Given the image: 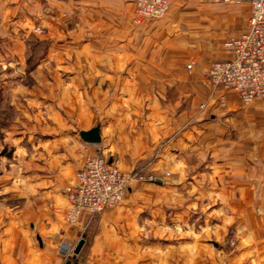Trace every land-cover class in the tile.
<instances>
[{"label": "crops", "instance_id": "obj_1", "mask_svg": "<svg viewBox=\"0 0 264 264\" xmlns=\"http://www.w3.org/2000/svg\"><path fill=\"white\" fill-rule=\"evenodd\" d=\"M32 1L38 2V11L43 12L45 5L40 2L45 0H0V22L3 23L10 13L27 24L31 18L25 13ZM46 1L52 2L53 13L58 12L56 17H52L55 21L52 24L61 25L60 12L67 8L70 31H73L67 39L72 43L83 41L90 46L84 55L94 58L95 72L102 74L95 88L125 89L131 86V81L132 88L158 90L148 96V103L154 105L170 102L164 93H160L161 89H170L174 84L170 73L183 74L178 76L175 86L189 87L191 83L199 82L214 60L226 58L225 42L245 31L250 15L248 3L235 5L208 0H176L167 17L131 29L125 16L134 7V0ZM62 37L54 38V42L62 41ZM74 53L76 58L82 56L81 51ZM11 55V58H16L15 54ZM76 68L74 66L75 71ZM107 81H112L108 87ZM70 83L75 88H87L89 84L88 80ZM204 95L203 105L214 103L216 107L220 103L229 106L231 111L220 116L204 109L203 114L191 124L183 123L188 118L181 114L179 121L182 123L174 127L171 113L155 111L150 114V121L156 122L152 126L158 132H155L151 150H159L169 168H178L184 160L182 154L197 151L198 144L205 140L222 134L225 136L219 128L222 118L229 122L225 124L237 135L244 131V163L248 171H245L243 184L262 186L260 227L253 224L258 221L259 214L252 211V205L245 208L246 220L251 228L255 227L251 233L257 241L245 247L244 264H264V99L241 109L238 108L242 104L238 95L221 86L213 93L207 89ZM107 102L113 100L108 99ZM94 127L99 128L100 142L82 140L89 144L92 153L105 155L103 151L99 152L106 138L102 124L81 128L72 134L45 132V137L54 144L62 141L59 137L75 140L77 135L81 137L82 131ZM258 140L260 144L253 148V143ZM54 144L41 151L37 157L39 160L32 162L31 167L28 168V162L21 163L17 168L19 173L0 167V264H67V261L69 264H194L200 261L204 247L197 235L203 226L199 228L190 221L187 205L166 208L158 195L152 192L159 189L156 188L158 186L164 189L168 185H182V180L166 181L164 175L155 170L160 167L158 160L151 167L156 172L155 184H133L116 206L93 216L84 214L73 226L67 224L64 187L74 178L83 161L82 155L74 149L62 150ZM254 149L260 154L257 160L253 157ZM108 158L114 163L119 161L117 156ZM123 169L133 167L128 165ZM253 194L256 195L253 190L246 189L250 200H253ZM184 230L195 232L196 237L189 239ZM82 239L85 257L65 261L59 253V244H74ZM173 246L180 249L196 247L198 253L190 256L185 250V257L180 261L176 256L167 260L151 256L157 248L167 251Z\"/></svg>", "mask_w": 264, "mask_h": 264}, {"label": "rangeland", "instance_id": "obj_2", "mask_svg": "<svg viewBox=\"0 0 264 264\" xmlns=\"http://www.w3.org/2000/svg\"><path fill=\"white\" fill-rule=\"evenodd\" d=\"M175 1L165 16L144 19L143 22L136 23L134 0V7L126 13L125 19L129 20L131 29L143 27L151 20L167 17ZM29 4L25 14L31 21L27 24L24 21L21 23L19 18L13 17L10 13L3 23L0 22V167H7V171L14 174L19 171L17 168L21 163L28 162V168L31 167L32 162L39 160L37 157L41 151L54 144V141L47 140L46 133L72 134L79 132L81 128L102 124L106 138L99 152L103 151L105 154L103 156L108 160L109 156L113 158L117 156L119 159L115 163L109 161L110 164L126 173L138 171L143 176L150 174L156 176L157 170L160 175L161 173L164 175L166 181L182 180V185H168L166 188L163 187L164 189L158 186L156 188L159 189L152 192L158 195L166 208L176 205L179 208V204L187 205L191 213L190 221L199 228L203 226L197 236L201 238L200 243L204 249L199 252L200 261L194 264H244L245 247L250 242L257 241L251 233L255 227L251 228L246 220L245 208L252 205V211L259 214L262 206L260 200L262 186L243 184L245 171H248L244 163L246 154L245 139L242 135L244 131L237 135L225 124L229 122L222 118L219 128L220 132H225V136L222 134L220 137L197 143L199 146L197 151L195 149L193 152L182 154L185 161L183 160L178 168H169L159 150H151L155 143V132H158L152 126L156 122L150 121V114H154L155 111L171 113L173 127L182 123L179 121L181 114L188 118L183 123L191 124L205 110L220 116L231 111L229 106L220 103L216 107L214 103L202 104L205 100L204 91L208 89L213 93L217 90V88L213 90L205 83L209 68L198 83H191L189 87L175 86L176 80H179L178 76L183 74L170 73L174 84L170 89L160 90L161 94L167 96L166 99H170L166 104L163 102L149 104L148 96L151 95L149 93L158 90L135 89L132 88L131 81H129L131 86L125 89L95 88L102 74L95 72L92 62L94 58L84 55V51H89L90 46L83 41H77L76 44L67 39L70 33H73L68 23V9L61 10L59 15L61 25L58 27L57 24H52L55 22L52 17L58 15V12L53 13L52 2L46 0L40 2L41 5H45L44 10H41L43 12L38 11V2L32 1ZM58 36L64 38L55 43L54 38ZM79 51L82 56L76 58L74 52ZM11 54H15L16 58H11ZM74 66L77 67L76 71ZM130 75L133 77V74ZM188 75L191 76L192 73L189 71ZM82 80H88L87 88H75L70 83ZM108 83L111 84L112 81H107L106 87ZM140 95L143 97L139 98ZM107 98L113 102L108 103ZM262 99L264 97L253 102ZM252 103L245 105L242 102L238 108H247ZM75 138L73 140L59 137L58 139L62 141H57L54 145L62 150L74 149L82 155L83 165L87 156L96 154L91 152L89 144L79 135ZM259 144L258 140L252 147L256 148ZM259 155L254 149L253 157L257 160L256 157ZM75 159L80 161L77 157ZM157 160L160 167L154 170L151 167ZM128 165L133 169H123ZM253 171L255 172L254 169ZM186 178H189L188 181ZM235 180L238 183H234ZM136 183L155 184V181L134 180L130 186ZM246 189L256 193L253 194V200L246 195ZM257 218L258 221L253 224L260 227V214ZM185 233L189 235V239L196 237L195 232ZM185 250L190 256L198 253L196 247L180 249L173 246L167 251L157 248L155 252L152 251L151 256L164 257L166 260L176 256L180 261V258L185 257L183 254ZM84 253L83 249L80 254H73L68 260L84 258Z\"/></svg>", "mask_w": 264, "mask_h": 264}, {"label": "built area", "instance_id": "obj_3", "mask_svg": "<svg viewBox=\"0 0 264 264\" xmlns=\"http://www.w3.org/2000/svg\"><path fill=\"white\" fill-rule=\"evenodd\" d=\"M174 0H136L135 22L165 16ZM229 4L248 3V25L239 36L224 44V59L211 63L205 83L213 90L222 87L235 92L248 105L264 97V0H208ZM156 176H143L138 171L123 172L103 155L87 156L75 178L65 187L67 208L65 221L75 225L84 215H96L122 202L134 180L156 181ZM76 245L62 242L59 253L68 260Z\"/></svg>", "mask_w": 264, "mask_h": 264}, {"label": "water", "instance_id": "obj_4", "mask_svg": "<svg viewBox=\"0 0 264 264\" xmlns=\"http://www.w3.org/2000/svg\"><path fill=\"white\" fill-rule=\"evenodd\" d=\"M80 135H81V138L85 140L86 142L97 143V142H100L101 140L100 131H99V128L97 127H94L90 130L82 131ZM83 245H84V240L82 239L77 243L74 253L79 254ZM69 263L70 261H67V264Z\"/></svg>", "mask_w": 264, "mask_h": 264}, {"label": "trees", "instance_id": "obj_5", "mask_svg": "<svg viewBox=\"0 0 264 264\" xmlns=\"http://www.w3.org/2000/svg\"><path fill=\"white\" fill-rule=\"evenodd\" d=\"M82 250V249H81ZM81 253V251L79 252V254ZM75 255H78V254H75ZM65 261H67V260H65Z\"/></svg>", "mask_w": 264, "mask_h": 264}]
</instances>
